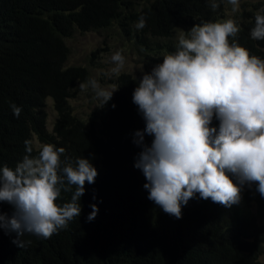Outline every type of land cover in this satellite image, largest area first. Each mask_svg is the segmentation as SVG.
<instances>
[{"label": "trees", "instance_id": "obj_1", "mask_svg": "<svg viewBox=\"0 0 264 264\" xmlns=\"http://www.w3.org/2000/svg\"><path fill=\"white\" fill-rule=\"evenodd\" d=\"M217 2L214 10L211 0H0V163L14 168L30 140L33 155L51 143L65 148L62 160L84 157L98 172L94 183L85 184L80 216L66 229L47 239L25 234L24 247L13 242L15 233L0 230V264H263L264 198L255 184L244 185L240 203L231 207L197 194L182 207L180 219L148 199L147 181L134 166L141 151L134 133L145 121L132 95L142 77L120 73L111 100L94 108L87 121L69 102L90 72L67 65L66 37L117 24L143 47H162L159 41L165 40L172 52L167 41L180 25L225 20L226 0ZM262 10L264 1L241 12L234 19L240 31L231 39L264 59V40L250 36ZM142 15L146 26L137 29ZM48 98L57 112L51 131ZM13 104L22 109L19 118ZM152 139L145 135V143ZM65 186L72 191L62 190L57 203L70 201L75 191L66 181ZM92 205L98 212L89 221ZM0 207L12 214L11 205Z\"/></svg>", "mask_w": 264, "mask_h": 264}, {"label": "clouds", "instance_id": "obj_2", "mask_svg": "<svg viewBox=\"0 0 264 264\" xmlns=\"http://www.w3.org/2000/svg\"><path fill=\"white\" fill-rule=\"evenodd\" d=\"M228 3L233 12L239 10L240 0ZM211 7H219L217 0ZM262 13L257 12L250 31L254 40H264ZM145 26L142 15L136 28ZM239 31L232 18L195 24L133 91L145 121V128L134 133L133 143L141 148L134 166L147 181L148 199L177 219L197 194L231 207L240 203L244 185L255 184L264 198V59L231 39ZM111 60L112 72H120L125 64L121 51ZM88 85L103 106L115 91L100 88L94 79ZM11 108L19 118L22 109ZM145 135L153 137L150 145ZM24 143L26 154L14 168L0 163V206L13 209L8 215L0 207V230L15 233L18 247H24L25 234L47 239L66 229L81 214L86 182L94 183L98 175L87 158L62 160L64 147L47 143L33 155L32 142ZM65 181L75 191L60 204L61 191H72ZM92 208L89 221L98 212L96 205Z\"/></svg>", "mask_w": 264, "mask_h": 264}, {"label": "rangeland", "instance_id": "obj_3", "mask_svg": "<svg viewBox=\"0 0 264 264\" xmlns=\"http://www.w3.org/2000/svg\"><path fill=\"white\" fill-rule=\"evenodd\" d=\"M263 1L240 0L239 10L233 12V6L226 0L225 19H235L241 12L253 10L255 5H259ZM191 28L189 25H180L167 42L176 49L180 37L186 35V32ZM65 41L70 48L67 65H84L90 72L88 80L83 83L86 87L81 89L79 85L76 95L69 99L73 112L85 121H87L89 113L103 102L88 85V81L94 79L100 88L106 91H116L115 79L120 73L128 72L141 78L144 73L150 72L156 64L162 63V57L171 52L167 49L165 40L159 41L163 48L155 42L143 47L132 39L131 35L123 32L117 24L100 30L75 31L73 35L66 37ZM117 51H121L125 57V64L120 72L113 73L112 69L116 65L112 62L111 57ZM46 112L47 128L51 131L57 119V112L51 98L46 101ZM34 143L36 147L42 146L37 139H34ZM260 260L264 264V254L260 256Z\"/></svg>", "mask_w": 264, "mask_h": 264}]
</instances>
